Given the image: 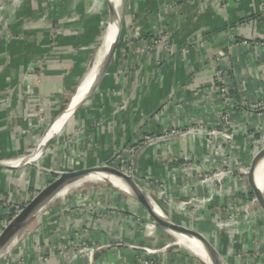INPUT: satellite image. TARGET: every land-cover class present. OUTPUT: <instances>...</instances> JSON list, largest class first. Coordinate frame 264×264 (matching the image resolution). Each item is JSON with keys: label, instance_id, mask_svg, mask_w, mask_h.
Segmentation results:
<instances>
[{"label": "crops", "instance_id": "0c3cea01", "mask_svg": "<svg viewBox=\"0 0 264 264\" xmlns=\"http://www.w3.org/2000/svg\"><path fill=\"white\" fill-rule=\"evenodd\" d=\"M104 1L28 0L19 3L11 20L5 16L0 233L13 208L37 195L56 174L111 163L117 151L131 147L132 154L124 153L131 173H125L153 207L203 235L225 264H264L260 206L250 207L248 223L227 221L219 228L213 221L225 220L228 206L231 213H245L244 199L252 193L246 174L264 145L259 143L264 141V0H127L120 48L90 100L71 115L102 74L105 56L88 76L96 52L110 37L102 40L111 21L106 10L94 53ZM110 2L113 26L122 0ZM165 35L170 48L150 50L151 42ZM216 71L227 77L228 105L216 91ZM71 99V110L52 126ZM225 112L232 141L221 138L212 146L201 133L190 132L199 125L216 126ZM171 131L177 134L166 137ZM147 136L154 138L143 142ZM20 157L28 158L18 164ZM263 165L264 158L258 165L261 176ZM150 183H163L165 196L160 198ZM101 192L38 209L4 248L0 264H203L177 243L168 245L169 234L147 225L142 206L130 195L116 188ZM191 197L204 205L194 214V225L191 211L185 213L193 208L184 202ZM84 246L91 256L79 253ZM145 247L158 252L147 254ZM248 251L256 256H243Z\"/></svg>", "mask_w": 264, "mask_h": 264}, {"label": "water", "instance_id": "95a60500", "mask_svg": "<svg viewBox=\"0 0 264 264\" xmlns=\"http://www.w3.org/2000/svg\"><path fill=\"white\" fill-rule=\"evenodd\" d=\"M105 3L107 5V11L108 15L113 20V12H114V5L110 2V0H105ZM122 19V17H121ZM118 21V28L116 31V35L114 37L113 45L110 49L109 56L107 55L100 64V69L102 72V76L100 75V79L98 83L93 87V90L86 96V98L79 102L71 111V115H73L77 109H79L82 105H84L86 102H88L92 96V91L94 92L95 89L98 88L100 83L103 81L104 78V72L106 71L108 64L110 63V57L114 55L116 51V47L119 42L120 38V31L122 28V20ZM104 74V75H103ZM79 88V84L76 87V90ZM74 97V94L72 95ZM71 97V98H72ZM72 99L69 100L65 108L62 110V112L54 119V122H56L65 112L68 110L70 103ZM42 138V137H41ZM48 141L45 143V146H47ZM264 158V147L261 151L253 158L246 177L249 183V186L251 187L253 195L256 197V202L259 204L260 208L264 211V193L257 187L255 182V170L257 168V165L259 162ZM94 173H109L112 175H115L122 180L126 182L130 190L132 191L131 197H133L146 211L147 215L160 227H162L164 230H169L170 232H173L174 234H178L180 236H184L188 239H194L204 249V251L208 254L209 257H211L215 264H225V262L222 261L220 256L216 253L215 249L211 245V243L201 234L198 232L187 228L182 225L175 224L171 220H169L166 216H164L161 212V214H158L154 207H152V204L149 200H147L141 193V190L138 189V183L134 181V179L130 176L125 174L124 172L118 170L117 168L113 166L108 165H102L99 167H93L88 169H80L76 171L71 172H62L58 173L55 176V179L51 181L48 185H46L43 189H41L37 195H35L29 203L21 210L19 213L13 217L8 225L1 231L0 233V250H3L5 246L8 245L10 240L14 237V235L22 228L25 223L30 219V217L39 209L41 208L46 202L51 200L53 197H55L64 187H66L71 182L78 180L80 178L86 177L90 174ZM140 187V186H139ZM141 188V187H140Z\"/></svg>", "mask_w": 264, "mask_h": 264}, {"label": "rangeland", "instance_id": "374dc122", "mask_svg": "<svg viewBox=\"0 0 264 264\" xmlns=\"http://www.w3.org/2000/svg\"><path fill=\"white\" fill-rule=\"evenodd\" d=\"M25 1H28V0H6L4 3H3V5H2V8L0 9V12L2 13V9L4 10V14L3 15H1L0 14V35H4L3 33L4 32H6L9 28V23L7 22V20L9 19V20H11V15H13V13H14V11H16V8L18 7V5H19V3L20 2H22V3H24ZM101 1V0H100ZM123 1V4H122V7H123V9H122V26H124V23H125V19H126V21L128 22V18H126L127 16V14H126V11H127V6H128V4H127V0H122ZM104 4H105V1H104ZM106 5V4H105ZM106 8H107V5L105 6ZM106 10L107 9H103L102 11H101V9H100V13H101V18H100V21H101V24H100V32H99V35H98V37H97V44H96V46H95V48H94V53H95V51H96V49L98 48V45H99V43H100V34H101V32L103 31L102 29L104 28L103 27V22H102V19H104L105 17H107V13H106ZM6 14V15H5ZM5 16L6 17H9L10 16V18H8V19H6L5 18ZM125 25H127L126 23H125ZM112 27V21H110V25H108V27L106 28V30H105V32H104V37H103V39L102 40H104L106 37H107V35H108V32L107 31H109L110 30V28ZM122 31H123V27L121 28V33H120V36H121V34H122ZM162 36H158V39H154L152 42H151V46H149V48H150V50H152L153 48H161V49H168V48H170L169 47V38H168V36L167 35H165V36H163L162 38H161ZM122 38L120 37L119 38V42H118V45H119V43L121 42L122 43V41H123V39L121 40ZM117 45V47H116V50H119V48H120V45L118 46ZM94 53H93V56H94ZM115 55H116V53H115ZM115 55H114V57H115ZM92 56V57H93ZM114 57H113V60H114ZM90 63H91V59H90ZM214 78H215V88H216V91L218 92V94H219V96H220V94H221V89L223 88V89H226V90H228V88H227V85H226V83H227V77L225 76V75H222V72L221 71H216L215 72V76H214ZM220 80H222V82L220 83ZM228 92V94L225 96V99H227L226 101H224V98H223V102L226 104V105H228L227 104V102H228V100H229V90L227 91ZM87 103V102H86ZM261 105V103H253V104H251L250 103V106L251 107H253V108H257V107H259ZM46 129V128H45ZM215 130H217L216 129V126H213V127H210V128H207V127H205V126H203V125H199L198 127H196V128H194V129H192V130H190V132H192V133H197V134H199L200 132H201V134L202 135H204L205 137H207L208 138V140L209 141H211L212 143V146H217L218 145V141H219V139L217 138H214V137H212L211 136V132H213V131H215ZM189 132V131H188ZM170 133V132H169ZM200 135V134H199ZM154 137H150V136H147V137H144V139H143V142H147V141H151L152 139H153ZM261 145L262 144H264V141H261V142H259ZM130 151H134L131 147H129V148H124L123 150H121V151H117V153H116V155H120V156H122V157H119V159L117 158V156H115V158H114V160H111V163L109 162V163H107V164H105V165H108V166H113V167H115V168H117L118 170H120V171H122V172H124L125 173V170H127V171H129V169H127L128 168V166L130 165V164H127L128 163V161H129V163H130V159H126V158H124V153H130V154H132V152H130ZM217 155H219L218 153H217ZM21 160H23V159H21ZM127 162V163H126ZM128 166H127V165ZM221 169H218V170H216L214 173H212V174H209V177L210 176H212V175H214V174H217V173H219V172H221L220 171ZM130 172V171H129ZM131 173V172H130ZM126 174V173H125ZM203 176H204V174H201L200 175V177H202V179H203V181H204V178H203ZM208 176V175H207ZM205 177V176H204ZM208 178V177H207ZM151 185H152V183H150ZM152 186H154V190H155V192L160 196V198H163L165 195H163V194H165V191H167V188H166V186H164L163 185V183H158L157 185H155V184H153ZM110 190V189H113V187L112 186H110V185H100V186H96L95 188H93V189H91V190H85V189H83V190H78V191H76V193L74 194V195H72V196H70L68 199H63V200H53V201H51L52 202V206H50V207H58L61 203H65V204H67L66 203V201L67 200H70V199H73V198H84V199H86L87 200V198L89 197V195H91V194H89L90 192H93V191H96V192H99L100 191V193H102L101 191H103V190ZM117 189V188H116ZM119 190V189H118ZM142 190V189H141ZM120 191V190H119ZM143 191V190H142ZM122 192V191H121ZM120 192V193H121ZM144 192V191H143ZM164 192V193H163ZM145 193V192H144ZM93 194V193H92ZM62 196V195H61ZM60 196V197H61ZM131 197V196H130ZM59 198V197H58ZM32 199V197L30 196L28 199H26V201H23L20 205H18L17 206V208L15 209V207L13 208V210L10 212V219L4 224V226L1 228V231L8 225V223L10 222V220L13 218V217H15L18 213H19V211H21L28 203H29V201ZM132 199L133 200H135L133 197H132ZM194 199V197H191V200H189V199H186L184 202L186 203V205L188 206V207H193V208H191V209H187L186 211H185V213H186V215L187 216H189L188 214V211L190 210L191 211V215L189 216V218H190V221H191V224L192 225H194L195 223H194V218H195V216H194V214L196 213V212H198L199 210H200V208H202V207H204V205H202L203 204V201H199V200H197V201H195V200H193ZM63 201V202H62ZM136 201V200H135ZM244 202H245V204L243 205V207L241 208V210H243L245 213L244 214H241V213H239L241 216H239V214L237 215V214H234V213H231L230 212V209L232 208L231 206H228L226 209H224V211H225V213L226 214H228L229 216L225 219V220H221V221H219V220H217V219H215L214 218V223L216 222V224H217V226L219 227V228H223V227H225V225H227L228 223H227V221L229 222V224H232V225H240V224H242V222L243 223H248L249 222V219H250V214H253V213H251V211L249 210L250 209V207L252 208V207H255L256 208V210L258 209V206H259V204L256 202V197H255V195H253V193H250L249 192V194L245 197V199H244ZM196 204V205H195ZM258 205V206H257ZM48 205H47V207H49ZM143 208V207H142ZM157 208V207H156ZM261 209V208H260ZM261 211V213L264 215V211L261 209L260 210ZM214 212V211H213ZM185 213L184 212H180V214L179 215H185ZM140 216H142V218H143V221H145V223L147 224V225H155V227H157L158 228V230L159 231H161V232H167L168 234H169V236L168 237H166V242L168 243V245H170V246H172V247H176V243H177V238H175L169 231H167V230H164L162 227H160V226H158L148 215H147V213L145 212V210H144V208L142 209V212H141V214H140ZM255 217V216H254ZM192 219V220H191ZM29 221V220H28ZM27 221V222H28ZM26 222V223H27ZM186 222V221H185ZM26 223H25V225H26ZM185 224H187V222L185 223ZM188 228V227H187ZM236 230H235V227H234V231L232 230V229H230V235H236L237 234V231L235 232ZM171 235V236H170ZM178 245V244H177ZM181 247V246H180ZM146 249H149V250H151V251H155V253H157L158 252V250L157 249H152V248H147V247H145ZM184 248V247H183ZM82 249H88L89 250V248L88 247H86V246H84V247H82L81 248V250ZM188 250V249H187ZM190 251V250H189ZM262 255L264 256V252L262 253ZM239 256H241V255H239ZM243 256H245V257H247L248 259H253L254 258V256H256V254L254 255V254H252V252H246V253H244L243 254ZM201 261V260H200ZM202 262V261H201ZM203 263V262H202ZM204 264V263H203Z\"/></svg>", "mask_w": 264, "mask_h": 264}, {"label": "bare ground", "instance_id": "6f19581e", "mask_svg": "<svg viewBox=\"0 0 264 264\" xmlns=\"http://www.w3.org/2000/svg\"><path fill=\"white\" fill-rule=\"evenodd\" d=\"M3 1L5 2L6 0H3ZM0 2H2V1H0ZM122 4H123V1L121 2V4H118V9H117V11L115 13V16H114L113 26L110 28L109 31H107L108 32V36L110 35L107 43L104 44V46H102L98 50L99 52L97 51L98 53L96 52V55L93 58V61H92L93 64L91 65V67L89 69V72H88V76L89 77L92 74H95V72H96V68H95L96 65H97L96 62L99 61V59L101 57H103V56L106 57L109 54V52H110V49H111V47L113 45L114 37L116 35V31H117V28H118V21L122 17V14H121V10L123 9ZM120 14H121V16H120ZM119 16H120V18H119ZM109 25H110V23H109ZM120 33H121V31H120ZM112 57L113 56L110 57V63H111ZM110 63H109V65H110ZM87 82L88 81L82 83L81 87L85 86L87 84ZM73 104L74 103H71V105L69 106L68 110H66V112L56 122H54L52 124V126H54L55 124H57V123H59L61 121V119L71 110V108L73 107ZM26 158H28V157H20L19 159L21 160V159H26ZM23 162H24V160L19 162L18 164H21ZM9 163L10 164H16V163H13V162H9ZM258 165H257V169L255 170L256 185L264 193V182H263V180H264V165H263V173H262L263 180H262V176H261V171H260V169H258ZM100 185H110L113 188H117V189L123 191L124 193H126L128 195H132V191L130 190V188L128 187L126 182L124 180H122L121 178H119V177H117L115 175L109 174V173H94V174H90V175H88L86 177H83V178H80L78 180H75V181L71 182L66 187H64L55 197H53L51 200L46 202L42 207L44 208L46 205L51 203V201L54 200V199H65V198L69 197V195L71 193H75L78 190L92 189V188H94L96 186H100ZM137 187H138V189L141 190L139 185ZM141 193L147 200L150 201V203L152 204V207H153L154 203H152V200L148 197V195L146 193H144L142 190H141ZM154 209L156 210V212L158 214H161L160 211L156 207H154ZM167 231H169V230H167ZM170 233L175 238L178 239L177 240V244L179 246L190 250L203 263H205V264H215L214 260L211 257L208 256V254L204 251V249L202 248L200 243H198L196 240L188 239V238H186L184 236H180L178 234H174L173 232H170ZM4 248H6V246ZM4 248H3V250H4ZM3 250H0V254L3 252Z\"/></svg>", "mask_w": 264, "mask_h": 264}, {"label": "built area", "instance_id": "2783aa9c", "mask_svg": "<svg viewBox=\"0 0 264 264\" xmlns=\"http://www.w3.org/2000/svg\"><path fill=\"white\" fill-rule=\"evenodd\" d=\"M222 82V80H220V83ZM228 90L226 89H221V94H220V97L222 98V101H223V98H224V101H226L227 99H225V96L228 94L227 92ZM228 118H229V115L225 112L223 114H219L218 115V118H217V124H216V129L215 131L211 132V136L214 137V138H218V139H221V138H225V139H228L230 141H232V134L231 132H228ZM201 133V132H200ZM174 134H177L175 131H171L170 133H167L165 136L166 137H171L173 136ZM264 147V145H263ZM132 152V151H130ZM117 158L119 159V157H122L120 155H116ZM164 193V192H163ZM145 253L147 254H153L155 253V251H151L149 249H146V248H143L142 249ZM79 253L81 254H86L87 256H91L92 254V250H88V249H80L79 250ZM145 264H147V262H144Z\"/></svg>", "mask_w": 264, "mask_h": 264}, {"label": "trees", "instance_id": "16d2710c", "mask_svg": "<svg viewBox=\"0 0 264 264\" xmlns=\"http://www.w3.org/2000/svg\"><path fill=\"white\" fill-rule=\"evenodd\" d=\"M11 216V215H10ZM10 216H9V218H10Z\"/></svg>", "mask_w": 264, "mask_h": 264}]
</instances>
